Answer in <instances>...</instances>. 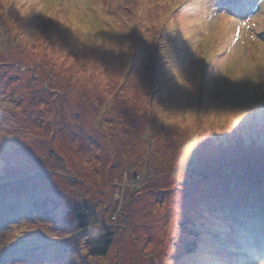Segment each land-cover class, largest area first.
Segmentation results:
<instances>
[{"label":"rangeland","instance_id":"374dc122","mask_svg":"<svg viewBox=\"0 0 264 264\" xmlns=\"http://www.w3.org/2000/svg\"><path fill=\"white\" fill-rule=\"evenodd\" d=\"M217 2L0 0V264H88L53 223L61 209L31 203L44 190L28 175L67 151L109 226L120 206L112 246L89 264H264V245L232 218L264 182V0L235 8L243 17ZM122 143L143 154L130 164L143 181L121 163L91 168L102 153L121 157ZM102 173L121 181L114 201ZM186 227L198 230L189 254Z\"/></svg>","mask_w":264,"mask_h":264},{"label":"trees","instance_id":"16d2710c","mask_svg":"<svg viewBox=\"0 0 264 264\" xmlns=\"http://www.w3.org/2000/svg\"><path fill=\"white\" fill-rule=\"evenodd\" d=\"M246 3L248 2L246 1ZM249 4L252 5V3ZM150 78L151 80L153 78H157L159 79V82L165 80V79L162 80V77L159 76L157 73L153 76H150ZM159 87H161V85L157 86V88ZM2 102L3 101H1V103ZM164 104H166V102H162V103L159 102L156 105H154V109L156 110L157 108H159V106L161 107ZM126 143H122L118 145L119 148L118 155L124 158L121 157L116 158V156L113 155L108 156L106 153H102L95 162V165H93L91 168L95 169L97 173V171L100 170L102 171L104 164L108 166L111 163H112L111 165H114L115 163H121L123 165H128V167L125 168V170L122 172V176L124 174L127 176L129 175V173H133L132 176H136L137 180L143 181L146 178L145 177L146 175L141 174V176H138V174L140 175V171H138V169L136 171H133L132 169L134 168L130 167V164L135 160H139L137 163H140V167H141L144 165V163L141 160H144L145 158L143 154H141L140 150L138 151V149L136 150V152L132 151V156L129 155L126 152L127 150L125 149L124 146ZM57 153L55 155L54 161H56L57 165H59L57 166L58 168L54 166L53 168H51V164L49 163L47 164L48 166L47 165L37 166L34 169L36 173L34 174L32 173L28 175L31 177V180L28 181L30 184H34L33 186H40L44 190L43 193H41V191L38 190L32 192L31 195L33 197L31 203L35 204V206L36 204L38 205L40 204V207L41 205L43 204L47 205L48 203L51 206L52 204L55 205L56 207L55 210L58 208L61 209L60 216L58 213L53 214L55 216V220H53V223H56L57 225L61 224L62 227H64L65 231H67L66 233L69 236H71L69 237L71 241H69L68 239L67 241L74 243L76 249L78 250V253L79 251L85 253V255L88 257L87 261L89 264V257H103L107 254L110 247L112 246L114 233L113 231H111L112 227L110 226L111 224L117 222L113 220L114 219L113 216L115 217V213L118 212L120 206L116 205L115 207L114 205L113 211L109 213L108 221H111L109 226V223L106 220H103L105 219L104 209L107 207V203L102 202L103 201L101 200L102 198H99V200L97 201L93 200L96 199L93 196V193L99 190L94 189L92 187V183H90L89 185V183H87L86 181L85 183L84 180L82 182H79V179L82 180L79 175H81L82 173L86 174V172L89 171L88 168L86 167L84 171L82 168L77 172V166L79 164L78 165L76 164L77 160L75 158L74 153L71 154V151L70 153L68 151L65 153L59 152L58 155ZM66 154H69L68 155L69 159H67ZM70 158L72 161H70ZM112 171L114 172L110 171L109 175L115 173V170ZM38 173H40V175H38ZM102 175L103 173L101 174V178ZM109 175L104 179L103 178L102 179L104 184L106 182L107 184H111L112 186L115 187L116 192L115 191L113 192L114 196L112 199L114 201L118 193L121 192L122 184L121 181L118 183H112L110 180L107 179ZM8 177L9 176H5L4 178L7 179ZM102 179L99 181H102ZM115 180L117 179L115 178ZM70 182L72 183L75 182L76 184L71 185L72 183ZM59 183H62L61 190L58 189V187L60 186ZM262 183L264 182L255 183L254 185L251 186V188L246 192V197L240 203L236 211L232 214V218L235 221V223L238 224L246 232V235L249 237L251 241L254 240L256 242L257 246H259V244L264 245V214L260 213V217L258 218L248 217L249 210L245 212L244 208L241 206L244 203L250 205H257L259 210L263 212L264 206L262 204H264V187ZM77 184H80L81 186L84 187L80 188ZM106 189L108 188L104 187V190ZM147 190L148 189H146V191ZM134 195L135 194H133V197ZM12 197L13 196L9 197L10 198L9 200H11ZM73 199L75 202L72 203ZM96 202H101V204H103L102 207L104 209L99 210V208L101 207L97 206ZM65 205L68 207V209L66 210L64 208ZM30 210H32L34 213L39 212L37 209L34 208H31ZM43 212L46 213V216L48 215L46 209ZM6 214L7 213H4V215ZM184 220L185 223L188 222L187 218H184ZM185 223H181L180 227H183ZM72 224H75V227ZM67 226L68 229H70V231H73L75 228H78V230L81 231V235H79L77 238L72 237V235L69 234L68 232ZM191 227L190 228L186 227V229L189 231V238L185 242L184 251L188 254L192 253L198 246V236H197L198 230H195ZM259 232L261 233V236L258 235ZM259 247L262 248L261 246Z\"/></svg>","mask_w":264,"mask_h":264},{"label":"snow or ice","instance_id":"6c2138e0","mask_svg":"<svg viewBox=\"0 0 264 264\" xmlns=\"http://www.w3.org/2000/svg\"><path fill=\"white\" fill-rule=\"evenodd\" d=\"M89 6L90 7H98V5H94L91 3V0H89ZM235 14V13H234ZM63 21H61L62 23ZM224 23V21H222V24ZM244 27H247L248 26V22L245 21V24L243 25ZM75 30V29H73ZM239 34H240V28L237 27L236 28V37L237 39L239 38ZM252 40H256V37L255 36H252L251 37ZM259 43V41H257ZM262 47H264V45H262ZM261 65L264 66V58L261 59ZM243 77H233V79H242ZM231 119H233L235 122H239L240 119H242V116L241 115H236L235 117H232Z\"/></svg>","mask_w":264,"mask_h":264},{"label":"bare ground","instance_id":"6f19581e","mask_svg":"<svg viewBox=\"0 0 264 264\" xmlns=\"http://www.w3.org/2000/svg\"><path fill=\"white\" fill-rule=\"evenodd\" d=\"M231 3H233V4H235L234 2L235 1H233V0H229ZM245 3V2H244ZM242 9V8H241ZM19 18V17H18ZM15 20H16V18H15ZM37 30V29H36ZM213 244V243H212ZM232 264V263H231Z\"/></svg>","mask_w":264,"mask_h":264}]
</instances>
